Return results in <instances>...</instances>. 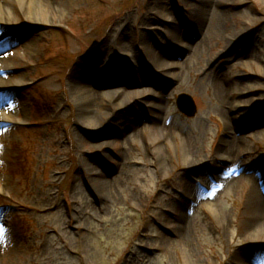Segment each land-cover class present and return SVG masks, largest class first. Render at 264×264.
I'll return each instance as SVG.
<instances>
[{"label":"rangeland","instance_id":"rangeland-1","mask_svg":"<svg viewBox=\"0 0 264 264\" xmlns=\"http://www.w3.org/2000/svg\"><path fill=\"white\" fill-rule=\"evenodd\" d=\"M49 1L0 25V264H264V0Z\"/></svg>","mask_w":264,"mask_h":264},{"label":"bare ground","instance_id":"bare-ground-1","mask_svg":"<svg viewBox=\"0 0 264 264\" xmlns=\"http://www.w3.org/2000/svg\"><path fill=\"white\" fill-rule=\"evenodd\" d=\"M223 0H215V1H211V2H217L220 3ZM206 3L210 2L208 0L204 1ZM17 5L18 11L19 13H14L13 11V6ZM54 11V7L50 4L49 0L43 1V0H5V2H2L0 0V25H5V26H16L18 23V18L19 15L21 17H23L28 23L30 24H35V25H39V26H44V25H51L53 24L51 22V20H54V16L59 17L60 15L58 13H53ZM203 9L200 10V14L202 15ZM51 15H53L52 17H50ZM222 15H216V20L217 22H221L222 21ZM72 30V29H71ZM215 30L218 31V29L215 28ZM79 34V33H78ZM76 34L73 30L71 31H66V32H61L60 33V39L59 41H61V43H63V41L69 40V41H73V42H77L79 43L78 45H82L83 46V42L82 40L85 39L84 34ZM167 37V36H166ZM171 37V36H168ZM206 40V38H203L202 43H204V41ZM175 44H179L181 45L182 42L178 41L177 39H173ZM25 48L30 50V45H24ZM70 46H72V44H70ZM74 56V52H71L68 56H65V60H71ZM148 57V56H147ZM145 62H149L151 64H158L157 61H159V66L155 68V70L158 69V73H161L162 76H166V77H170V78H174L175 75V68L177 67V64L175 62H171V63H164L161 62L160 59L158 57H152V58H144ZM153 66V65H151ZM82 67V66H81ZM81 67H78L77 69L79 70ZM5 66L0 65V72L5 70L4 69ZM82 70H80L79 72H76L75 74V78L79 79L80 84L82 83H87V82H93L94 79L93 78H89L90 81L87 80V77H96V74H94L91 70L89 72H81ZM121 74L120 71L119 73H117V71L113 74V75H118ZM85 75V76H84ZM87 76V77H86ZM112 76V75H110ZM106 77V76H105ZM27 80L26 78L22 77L21 79H19L18 81H10V82H3L0 78V92L2 91H15V90H19L20 88L24 87L26 84ZM99 83V90H97L99 93H104V95H106V91L109 93L110 97L113 99V97H116V100H114V105L112 106V114H114L116 111H118L119 109L123 108V106H126L128 103H130V101H125V99L123 100H119L118 94L114 91H111L110 88L113 87L112 84L113 82L109 79L104 80V82L100 84ZM115 84V83H114ZM78 88V87H77ZM88 92V91H87ZM85 89H78L79 93V97H80V101H81V105H82V109L87 110V104L89 102V98L90 95H88ZM87 100V101H86ZM91 100V99H90ZM150 107H153L154 110H158L159 109V105H152ZM152 109V108H151ZM18 110V112H21V105L19 104V107L17 106V102L15 101H11V103L7 104L6 106L0 108V124H9L12 123L13 120L15 122H19V118H13L12 113H15ZM15 116V115H14ZM109 116H106V119H108ZM92 123V119H90V121L88 123H86V125L84 124V126L89 127ZM158 153V151H157ZM221 158L224 159V155L222 154L220 156ZM225 160V159H224ZM253 189V188H252ZM257 220V217H256ZM183 228V227H182ZM184 229V228H183ZM184 234V232H183Z\"/></svg>","mask_w":264,"mask_h":264},{"label":"water","instance_id":"water-1","mask_svg":"<svg viewBox=\"0 0 264 264\" xmlns=\"http://www.w3.org/2000/svg\"><path fill=\"white\" fill-rule=\"evenodd\" d=\"M177 106L179 110L187 117H193L196 114L195 103L189 95H179L177 98Z\"/></svg>","mask_w":264,"mask_h":264}]
</instances>
